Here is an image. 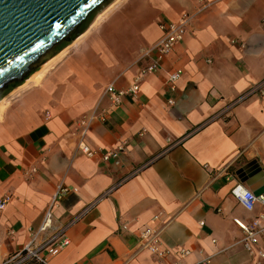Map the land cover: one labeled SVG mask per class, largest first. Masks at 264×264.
I'll return each instance as SVG.
<instances>
[{
  "label": "crops",
  "instance_id": "1",
  "mask_svg": "<svg viewBox=\"0 0 264 264\" xmlns=\"http://www.w3.org/2000/svg\"><path fill=\"white\" fill-rule=\"evenodd\" d=\"M204 1L198 12V0H121L45 76L5 100L0 200H9L0 210V264L29 243L60 183L72 190L34 246L62 232L68 243L53 255L42 249L47 264H194L207 256L212 264H264L234 222L262 216L264 226V202L249 211L230 194L241 167L254 160L264 170V95L235 102L264 79V0ZM186 12L195 15L181 42L142 77L135 97L110 105L102 86L126 89L149 62L126 69L133 56L120 61L115 42L131 33L148 48L161 21ZM98 24L102 40L93 34ZM176 69L172 92L166 76ZM96 107L105 119L82 136L77 120ZM80 139L93 156L80 152ZM118 145L117 161L101 158ZM157 227L171 251L161 260L137 248L140 231ZM180 247L189 250L183 258Z\"/></svg>",
  "mask_w": 264,
  "mask_h": 264
},
{
  "label": "water",
  "instance_id": "2",
  "mask_svg": "<svg viewBox=\"0 0 264 264\" xmlns=\"http://www.w3.org/2000/svg\"><path fill=\"white\" fill-rule=\"evenodd\" d=\"M112 0H0V99L81 35ZM264 195V170L253 160L236 171Z\"/></svg>",
  "mask_w": 264,
  "mask_h": 264
},
{
  "label": "built area",
  "instance_id": "3",
  "mask_svg": "<svg viewBox=\"0 0 264 264\" xmlns=\"http://www.w3.org/2000/svg\"><path fill=\"white\" fill-rule=\"evenodd\" d=\"M200 3L199 11L204 10L208 7L209 3L204 0H198ZM195 13H184L176 21H161L159 23L160 35L157 40L145 49L143 53V58H148L149 62L147 65L142 67L137 75L134 77L132 84L126 89L117 88L113 82L106 83L102 90V95L109 100L110 105L118 106L121 104L122 99L125 96L135 97L139 91V83L142 77L148 73L158 69L163 60L167 55L171 53L174 47L181 42L184 35L191 26L193 17ZM233 43H239L236 40H232ZM242 46V43H239ZM182 74L181 69H176L174 71L168 72L166 76V84L170 91L174 92L177 90V82ZM253 94L264 95V79H262L257 84L250 87L246 92L240 95L235 102H240L246 97H249ZM169 104H174L173 99L168 100ZM96 107L90 114L83 115L77 120V124L81 128V135L83 136L89 127L90 123L94 119H105L106 109ZM48 116V113H46ZM123 145H118L115 149H109L101 154L103 160L115 159L118 160L119 153L123 150ZM78 149L81 153L86 156H93L94 150H92L87 143L82 139L78 142ZM72 189L68 186L60 183L57 185L55 192L52 196L51 202L46 209L42 221L38 226L37 230L33 233L29 243L23 248L26 251V254L22 259L27 257H35L39 260H45L39 252L42 249H48L49 254H56L63 246L68 243L67 238L64 233L53 236L45 243L39 247L34 246L35 239L37 234L45 231L51 225L52 220V209L58 200H60L65 194L70 192ZM230 194L234 197L236 202L240 204L246 210H252L257 201L264 202V195L256 196L253 191L250 190L244 183L237 182L230 188ZM9 196H4L0 200V210H2L5 204L8 202ZM159 215H156L154 219H157ZM262 216L253 218L250 222H243L240 219H234L235 224L243 231V238L241 240L243 246L250 253L254 252V247L257 248V253L261 256H264V226L260 224ZM125 228V225H122V229ZM162 227L157 228H144L139 233V239L137 248L139 250H146L152 253L157 259L161 260L170 255L171 251L167 247L161 246L160 243V233ZM54 242V243H53ZM177 255L180 258L185 257L189 250L183 247H180L176 251ZM19 260V261H20ZM16 262H14L15 264ZM171 264H179L178 261H173ZM194 264H212L211 257H203Z\"/></svg>",
  "mask_w": 264,
  "mask_h": 264
},
{
  "label": "rangeland",
  "instance_id": "4",
  "mask_svg": "<svg viewBox=\"0 0 264 264\" xmlns=\"http://www.w3.org/2000/svg\"><path fill=\"white\" fill-rule=\"evenodd\" d=\"M119 1H121V0H112L110 3H108V5H106L103 9H101L98 13H96L93 21L88 25V27L85 29V31L81 35H79L75 39V41H73L72 43H70L69 45L64 47L58 54H60L61 52L62 53L59 56H57V58L54 57V59L50 62L51 64L50 63L47 64L48 67L46 66L45 70L43 71L44 72L43 76H45L50 71V69L52 67H54V65L68 52L70 47L79 38H81L85 33H87L90 30V28H92V26L95 24V22H97L107 10H109L111 8H114ZM92 23H94V24L92 25ZM98 27H99V24L97 25L96 30L93 31V34L96 35L97 39L102 40V38L99 37ZM117 42H119V44L115 42V45H117V51H118V53L121 56L120 61H123V60L127 61L133 56L131 61L125 64L126 69L130 68V67H132V66H134L136 64H139L142 61L143 53H144L146 48L141 46L142 43L140 41V37L136 40L135 36L130 33V34H127V35H124L123 37H121ZM126 46H128V47H126ZM118 47L127 48V49L121 51V50H118L119 49ZM32 82L33 81L30 80V78H28L23 84L15 87L12 91L7 93V95H5L1 100H3V101L8 100L9 101V100L15 98L16 96H18L21 93H23L28 87H30L34 83V82L33 83ZM103 87L104 86H102V88H101V94H102Z\"/></svg>",
  "mask_w": 264,
  "mask_h": 264
},
{
  "label": "trees",
  "instance_id": "5",
  "mask_svg": "<svg viewBox=\"0 0 264 264\" xmlns=\"http://www.w3.org/2000/svg\"><path fill=\"white\" fill-rule=\"evenodd\" d=\"M15 254L12 255L13 256L12 258L10 257L12 261H6L3 264H14V262H16L15 264H47L44 260H39L35 257H27L25 259L20 260L26 254L25 249H22L16 255Z\"/></svg>",
  "mask_w": 264,
  "mask_h": 264
},
{
  "label": "bare ground",
  "instance_id": "6",
  "mask_svg": "<svg viewBox=\"0 0 264 264\" xmlns=\"http://www.w3.org/2000/svg\"><path fill=\"white\" fill-rule=\"evenodd\" d=\"M74 41H75V40H74ZM61 53H62V52H61ZM61 53H60V54H61ZM60 54H57V55L54 56V57L57 58V56H59ZM54 57H53L48 63H46V65H44V66H43L42 68H40L38 71H36L35 73H33V74L29 77L30 80H32L34 83H35V82H38L39 79L41 78L42 74L44 73L43 71L45 70L47 64H49V63L54 59ZM50 64H51V63H50ZM47 67H48V66H47ZM4 104H5V101H3V100L0 99V110H2Z\"/></svg>",
  "mask_w": 264,
  "mask_h": 264
}]
</instances>
